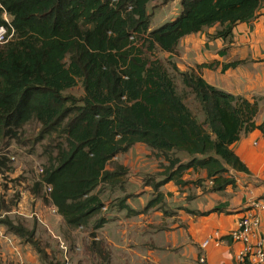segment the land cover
I'll list each match as a JSON object with an SVG mask.
<instances>
[{"label":"trees","instance_id":"trees-1","mask_svg":"<svg viewBox=\"0 0 264 264\" xmlns=\"http://www.w3.org/2000/svg\"><path fill=\"white\" fill-rule=\"evenodd\" d=\"M153 1L0 0V27L6 29L0 44V140H16L30 123L40 126L37 140L57 136L35 187L49 186L46 203L66 228L91 229L92 239L106 223L96 190L119 184L125 174L121 166L107 170L119 153L139 143L168 162L154 185L156 196L140 212L146 213L161 202L159 187L186 184L181 177L187 169L205 172L210 192L233 184L224 176L228 170L247 169L231 146L260 128L255 102L217 91L194 71L173 75L148 56L174 54L182 38L215 24L220 29L213 37L227 39L235 25L254 16L260 0H181L175 20L149 31L147 6ZM78 84L82 97L66 94ZM187 95L201 119L184 103ZM176 153L188 161L181 164ZM7 165L0 157L1 175ZM127 198L117 199L115 207L136 215ZM0 225L31 245L42 264H63L50 259L34 230L9 217Z\"/></svg>","mask_w":264,"mask_h":264},{"label":"crops","instance_id":"crops-1","mask_svg":"<svg viewBox=\"0 0 264 264\" xmlns=\"http://www.w3.org/2000/svg\"><path fill=\"white\" fill-rule=\"evenodd\" d=\"M180 1L151 2L147 6L149 31L175 20L181 12ZM219 29V25L215 24L182 38L174 54L158 51L148 56L151 60H160L173 75L194 71L217 91L257 104L258 114L254 123L260 128L243 133L231 146L247 173L229 169L224 176L231 179L233 184L220 192H210L205 172L187 169L181 177L185 185L179 186L170 181L159 187L157 192L162 195L161 202L146 213H140L146 203L156 196L154 185L162 179L160 174L168 162L160 153L142 144H134L113 159L116 160L114 166H121L125 170L119 184L111 186L106 183L102 187L104 197L100 199L106 207L103 214L106 223L94 232L93 239L97 240L89 239L90 248L92 241L98 242L88 252L94 262L197 264L198 257L203 255L207 264H237L242 245L233 242L229 233L243 217L249 201L264 199V0H260L251 19L232 28L231 36L227 39L213 37ZM199 66L200 70L197 69ZM174 157L181 164L188 161L183 153H176ZM107 170L112 171V168L107 167ZM150 177L152 180L148 182ZM17 190L20 194L19 207L13 209V213L27 216L22 212L26 199L31 203L35 201L29 208L24 206L30 213L28 217L32 212H37L44 223L52 225L53 217L63 223L59 215L54 216L49 211L51 205L40 204L31 191L24 193L15 187L13 192ZM125 196L128 197L126 206L137 212L136 215L115 207V200ZM0 230L10 238L9 243L0 238L1 262L41 264L35 251L25 247L26 244L23 245L4 228L0 227ZM259 232L264 234V213L260 215ZM214 233L219 236V244L211 242L201 249V243ZM69 247L72 264H79L74 257V245L73 248L71 245ZM99 260L102 262L99 263Z\"/></svg>","mask_w":264,"mask_h":264},{"label":"rangeland","instance_id":"rangeland-1","mask_svg":"<svg viewBox=\"0 0 264 264\" xmlns=\"http://www.w3.org/2000/svg\"><path fill=\"white\" fill-rule=\"evenodd\" d=\"M176 82L179 92L182 91L183 88H181V84L178 81ZM66 94L80 98L83 95V90L80 84H78L76 87L68 90ZM184 103L191 110L193 115L201 119L198 114V106L191 95H187V97L184 98ZM39 130L40 126L37 123H30L18 132V138L16 140H0V148L10 145L16 156V162L13 164L9 163V165H7L8 168L4 170V174L0 176V193H2L0 195V219L3 217H9L14 223L22 225L25 229L34 230L35 238L39 241L41 247L47 251V255H49L52 261L55 260L60 261L63 264H65V262L72 264L73 258L69 257L68 249L70 248V245L72 248L74 245V257H76V261L79 264L82 262L84 264H98L93 261L92 255L88 253L91 249L89 240L92 239L91 229L80 228L79 230L74 229L73 231H70L66 228L64 221L63 223H60L57 217H53L52 225L46 222L43 225H40L31 216L28 217L30 213L25 209V207L29 208L33 205L32 203L35 204V201H32L31 203L26 199H24L22 204V212L27 216H19L12 212L13 209L15 210L19 207L18 200L20 194L19 190L13 192L15 187L20 189V192L24 191V193H27L31 191V193L38 197L40 204L46 203L43 190L35 187V184L37 183V175L34 171V166L38 164V166L40 165L43 168L48 160L46 153L49 151L53 152L52 149L55 144L59 142V139L53 134L52 136H42L40 140H37ZM114 161L116 160L110 162L108 165L109 168H113ZM151 180L152 178L150 177L148 182ZM102 187L103 185H100L98 190H96L101 199L104 197ZM10 190H12V192H9ZM101 212L103 215L106 211L102 210ZM53 215L57 216L58 214L54 213ZM0 227L5 229L3 225H0ZM71 232H74V234H71ZM23 245L29 247L31 251H35L31 245L27 243H23ZM61 245H63V248ZM64 248L66 252L64 251ZM82 252H84V254H81ZM38 259L41 263L39 256ZM1 261L0 264H4V262ZM101 262L102 261L99 260V263Z\"/></svg>","mask_w":264,"mask_h":264},{"label":"built area","instance_id":"built-area-1","mask_svg":"<svg viewBox=\"0 0 264 264\" xmlns=\"http://www.w3.org/2000/svg\"><path fill=\"white\" fill-rule=\"evenodd\" d=\"M4 20L8 23L6 15H4ZM5 35V27H0V44L5 42ZM9 37H11V35H9ZM0 157H5L10 164L16 162V156L14 155L13 148L10 145L0 148ZM113 159H115V157ZM37 166L38 164L34 166V171L37 175V181H39V178L43 174V168L40 165L38 167ZM0 176L2 175L0 174ZM43 192L47 195L50 192V187L44 186ZM102 210L106 211V207L104 206ZM49 211L52 214L57 213L53 206L49 207ZM262 213H264V199H252L247 203L244 215L237 222L235 229L229 233V238L233 242L240 243L242 245V249L236 259L237 264H264V234L259 232L260 215ZM30 216L35 219L38 224H44L39 213L32 212ZM0 238L4 239L8 243L10 242V238L8 235L4 234L2 230H0ZM211 242H214L215 245L219 244V236L217 233H214L212 236L206 238L201 243L200 248L205 249ZM61 247L63 248V245H61ZM65 264L68 263L65 262ZM197 264H207L203 255L198 257Z\"/></svg>","mask_w":264,"mask_h":264},{"label":"clouds","instance_id":"clouds-1","mask_svg":"<svg viewBox=\"0 0 264 264\" xmlns=\"http://www.w3.org/2000/svg\"><path fill=\"white\" fill-rule=\"evenodd\" d=\"M6 234V233H5ZM7 235V234H6Z\"/></svg>","mask_w":264,"mask_h":264}]
</instances>
